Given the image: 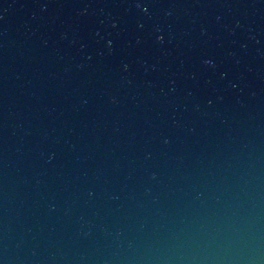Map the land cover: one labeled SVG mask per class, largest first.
<instances>
[{"label":"water","instance_id":"95a60500","mask_svg":"<svg viewBox=\"0 0 264 264\" xmlns=\"http://www.w3.org/2000/svg\"><path fill=\"white\" fill-rule=\"evenodd\" d=\"M0 264H264V0H0Z\"/></svg>","mask_w":264,"mask_h":264}]
</instances>
